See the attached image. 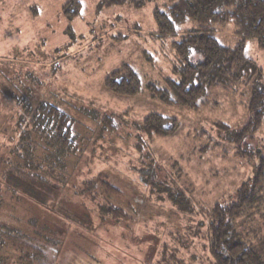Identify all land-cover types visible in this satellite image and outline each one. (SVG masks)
Instances as JSON below:
<instances>
[{"label":"rangeland","instance_id":"374dc122","mask_svg":"<svg viewBox=\"0 0 264 264\" xmlns=\"http://www.w3.org/2000/svg\"><path fill=\"white\" fill-rule=\"evenodd\" d=\"M74 1L80 3L75 14L74 4L66 7ZM168 4V0H148L139 7L104 5L102 0H0V138L12 134V105L22 94L66 111L72 116V169L81 177H108L142 219L122 244L139 248L151 240L146 247L153 254L156 230L167 234L183 230L192 241L184 261L208 264V215L203 210L230 199L264 158V117L254 132L238 141L233 139L235 132L249 118L250 89L244 85L208 88L200 99L205 103L197 109L167 104L152 94L150 84L163 88L166 79H179L177 70L187 62L202 59L194 48L183 60L173 46L192 21L174 34L157 35L153 12ZM214 36L226 46L240 39L230 23L216 29ZM244 54L264 73V47L248 39ZM122 64L137 73L138 93L116 94L105 86L106 76ZM149 113L176 119L175 131L149 137L141 130ZM150 173L157 178L153 187L148 184L154 180ZM173 193L179 201L191 203L187 213H177L170 200ZM159 221L163 223L156 226ZM121 229L128 231L127 224Z\"/></svg>","mask_w":264,"mask_h":264},{"label":"trees","instance_id":"16d2710c","mask_svg":"<svg viewBox=\"0 0 264 264\" xmlns=\"http://www.w3.org/2000/svg\"><path fill=\"white\" fill-rule=\"evenodd\" d=\"M147 1L102 3L139 7ZM168 1L167 6L153 12L157 35L174 34L192 21L193 26L173 46L183 60L194 48L199 49L202 59L187 62L177 70L179 79H166L163 88L150 84V91L167 104L197 109L205 103L200 99L208 94V88L244 85L250 89L249 118L235 132L233 139L239 141L254 132L264 117V73L244 54L248 39L264 47V0ZM72 4L75 14L80 3L69 2L66 7ZM229 23L240 37L234 46L223 45L214 36L216 29ZM104 84L121 95L136 94L141 86L129 64L110 72ZM12 106V134L0 138V264H124L125 258L127 264L128 260L135 264H187L183 255L192 241L183 230L168 234L156 230L153 254L146 247L151 240L142 242L143 246L138 244L139 248L130 242L122 244L142 219L108 177H81L72 169V116L43 99L32 100L24 94ZM177 125L174 118L149 113L141 130L157 138L173 133ZM150 174L154 180L148 184L153 187L157 178ZM169 195L177 213H187L191 203L179 201L174 193ZM203 213L208 215V264H264V158L230 199L215 202ZM159 222L156 226L163 223ZM123 224L128 231H119ZM100 230H104L102 234ZM193 262L202 264L197 259Z\"/></svg>","mask_w":264,"mask_h":264}]
</instances>
